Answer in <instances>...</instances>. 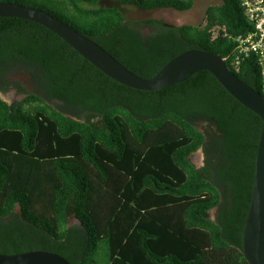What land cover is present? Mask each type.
Returning a JSON list of instances; mask_svg holds the SVG:
<instances>
[{"label":"trees","instance_id":"trees-1","mask_svg":"<svg viewBox=\"0 0 264 264\" xmlns=\"http://www.w3.org/2000/svg\"><path fill=\"white\" fill-rule=\"evenodd\" d=\"M3 1L51 13L143 77L187 49L230 54L235 41L212 38L214 23L232 34L251 27L240 0L208 5L199 24L128 19L102 0ZM113 1L144 10L194 4ZM233 71L264 94L255 56ZM10 89L24 96H0L1 253L48 250L72 264H251L243 230L262 118L212 72L133 88L41 23L0 16V91Z\"/></svg>","mask_w":264,"mask_h":264},{"label":"water","instance_id":"water-1","mask_svg":"<svg viewBox=\"0 0 264 264\" xmlns=\"http://www.w3.org/2000/svg\"><path fill=\"white\" fill-rule=\"evenodd\" d=\"M0 16L23 17L41 23L104 73L133 88L161 89L181 82L199 70H209L236 99L260 115L262 127L255 159L252 195L243 230V253L251 264H264V94L242 80L223 56L207 50H184L166 62L153 76L143 77L131 71L90 37L43 9L0 0ZM0 264L72 263L56 252L35 249L16 253L0 252Z\"/></svg>","mask_w":264,"mask_h":264},{"label":"built area","instance_id":"built-area-1","mask_svg":"<svg viewBox=\"0 0 264 264\" xmlns=\"http://www.w3.org/2000/svg\"><path fill=\"white\" fill-rule=\"evenodd\" d=\"M250 29L244 33L232 34L223 24L214 23L210 29L212 38L219 35L235 41V47L223 56L232 70H239L242 62L252 55L264 65V0H240Z\"/></svg>","mask_w":264,"mask_h":264},{"label":"rangeland","instance_id":"rangeland-1","mask_svg":"<svg viewBox=\"0 0 264 264\" xmlns=\"http://www.w3.org/2000/svg\"><path fill=\"white\" fill-rule=\"evenodd\" d=\"M221 0H194L193 6L188 10H176L172 8H162L154 10H144L137 7L134 4H122L117 3L113 0H102L101 4L103 5H118L120 6L126 18L128 19H141L148 17L162 18L166 22L173 24H182V23H193L199 24L204 22L205 9L210 4H220ZM25 80V79H24ZM26 84V83H25ZM0 94L8 102H13L15 100L21 99L24 94L18 93L16 89H10L7 92L0 91ZM191 159L196 164V166L201 167L204 164V153L203 148L200 147L194 151L191 155ZM211 215L215 217V210H211ZM76 220L74 218L70 219V222L73 223Z\"/></svg>","mask_w":264,"mask_h":264},{"label":"flooded vegetation","instance_id":"flooded-vegetation-1","mask_svg":"<svg viewBox=\"0 0 264 264\" xmlns=\"http://www.w3.org/2000/svg\"><path fill=\"white\" fill-rule=\"evenodd\" d=\"M203 153H204V150H203ZM204 162H205V153H204ZM203 165H204V164H203ZM203 165H202V166H203Z\"/></svg>","mask_w":264,"mask_h":264}]
</instances>
